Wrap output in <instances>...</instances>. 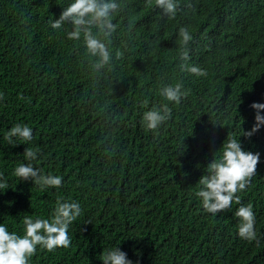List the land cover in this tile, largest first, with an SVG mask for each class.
<instances>
[{
    "label": "trees",
    "instance_id": "obj_1",
    "mask_svg": "<svg viewBox=\"0 0 264 264\" xmlns=\"http://www.w3.org/2000/svg\"><path fill=\"white\" fill-rule=\"evenodd\" d=\"M72 2L0 0V224L23 235L25 216L50 218L57 200L82 209L71 245L37 246L29 264H103L114 247L132 264H264V125L242 135L255 124L251 105L264 104V0H177L173 19L155 0H116L112 59L101 69L82 37L67 38L71 22L51 27ZM181 26L193 36L187 46ZM184 51L207 76L181 70ZM176 83L186 97L169 103L158 135L145 130L144 112L168 103L159 89ZM17 124L33 138L13 147L5 136ZM228 137L260 159L240 203L213 215L198 181ZM26 148L39 150L34 167L62 177L59 188L13 175L29 163ZM248 204L252 242L234 215Z\"/></svg>",
    "mask_w": 264,
    "mask_h": 264
},
{
    "label": "clouds",
    "instance_id": "obj_2",
    "mask_svg": "<svg viewBox=\"0 0 264 264\" xmlns=\"http://www.w3.org/2000/svg\"><path fill=\"white\" fill-rule=\"evenodd\" d=\"M155 5L169 19L177 15V0H155ZM117 9L116 0H74L64 8L59 19L51 20L50 23L53 29H60L71 22L72 30L68 32L67 38L79 41L82 37L86 53L97 58L93 67L101 69L112 59V53L105 40L110 43L113 33L117 30V25L112 22L113 14ZM93 28L97 29L96 34L93 33ZM101 36L104 39H101ZM178 37L184 46L193 39L190 30L185 26L179 28ZM119 56L120 53H117L118 58ZM189 59L188 51L181 53V70H187L197 77L207 76L206 70H202L199 66L188 65ZM182 89L181 83L159 89V95L168 103L144 112L142 123L145 130L159 134L161 126L171 119L172 111L169 103L178 105L186 97L187 93ZM251 107L256 110L255 124L251 131L242 133L247 137H251L264 125V116L260 115V111L264 110V104L253 103ZM32 138V129L21 124L11 127L5 136L8 144L13 147L18 144V140L30 142ZM38 151V149L26 148L23 155L29 163L17 166L13 175L23 181L31 180L41 189L59 188L62 185V177L52 174L44 175L41 169L34 167L31 163L37 159ZM218 151L221 155L218 158L214 156L208 163L206 174L202 175L198 181L200 189L196 193L201 200L203 210L213 215L229 209L233 201L240 203V197L236 194L245 190L252 177L256 175L260 159L259 153L254 154L243 150L240 140L230 137L224 141ZM0 189L6 190L7 183L0 182ZM81 211V206L77 202L57 200L50 218L33 219L32 216H25L22 221L23 235L10 232L4 224H0V264H29V259L35 255L37 246L48 252H53L57 248H68L71 245V238L68 235L69 225L78 219ZM234 215L239 220L238 236L249 242L256 240L252 205H241ZM100 260L103 264H132L127 254L119 247L103 251Z\"/></svg>",
    "mask_w": 264,
    "mask_h": 264
}]
</instances>
